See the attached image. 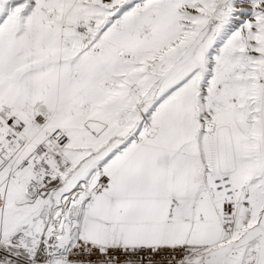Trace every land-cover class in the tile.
<instances>
[{"label":"snow or ice","instance_id":"1","mask_svg":"<svg viewBox=\"0 0 264 264\" xmlns=\"http://www.w3.org/2000/svg\"><path fill=\"white\" fill-rule=\"evenodd\" d=\"M0 264H264V0H0Z\"/></svg>","mask_w":264,"mask_h":264}]
</instances>
